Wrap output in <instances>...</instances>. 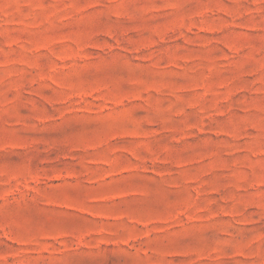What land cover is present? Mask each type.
Masks as SVG:
<instances>
[{"label":"rangeland","instance_id":"374dc122","mask_svg":"<svg viewBox=\"0 0 264 264\" xmlns=\"http://www.w3.org/2000/svg\"><path fill=\"white\" fill-rule=\"evenodd\" d=\"M0 264H264V0H0Z\"/></svg>","mask_w":264,"mask_h":264}]
</instances>
